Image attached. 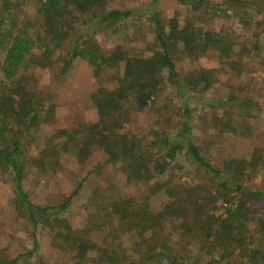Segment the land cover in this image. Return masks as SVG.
Wrapping results in <instances>:
<instances>
[{
	"label": "trees",
	"instance_id": "obj_1",
	"mask_svg": "<svg viewBox=\"0 0 264 264\" xmlns=\"http://www.w3.org/2000/svg\"><path fill=\"white\" fill-rule=\"evenodd\" d=\"M177 1L192 11L202 9L203 13L213 14L232 11L241 20H251L261 12L251 7V0H225L220 4L205 0ZM18 2L0 0V136L11 131L13 125L22 126L20 134L9 145L0 147V167L10 171L16 200L34 230L32 247L13 257L0 255V264H22V261L34 258L37 264H46L38 254L36 228L39 224L50 228L53 244L57 248L70 249L76 252L78 258L87 259L85 255L92 247L89 239L72 229L69 221L62 216L72 196L55 205H38L30 200L21 185L25 155L21 136L38 121L40 111L45 109L36 101L41 92L29 84L32 73L36 68H50L56 64L57 58L54 59L53 54L64 45L65 54L58 60L61 64L54 79L66 74L71 62L78 57L88 62L95 75L106 68L120 69L121 72L112 78L113 88L100 83L91 94L98 115L94 123L81 124L78 129L56 130L59 139H62L60 141H63L55 145L56 151H74L77 156L86 157L91 148L97 146L107 155L108 161L125 164L127 175L145 183L153 180L149 184L151 192L144 193L145 197L137 201V206L133 200L113 201L107 208V214H121L129 227L140 229L141 233L162 220L169 221L174 229L185 225V232L201 221L199 227L207 230L204 236L215 240L213 249L220 251L219 248L234 243L243 251L246 247L249 249L251 262L264 263V242H255L264 236V189L256 188L251 182L252 175L264 170V148L257 147L249 159L231 158L217 165L208 160L194 141L191 122L198 110L186 94L198 87L208 88L211 70L202 68L186 79L179 74L174 63L175 52L197 57L212 49L222 63L229 65L230 72L236 77L242 74L243 64H239L240 61L233 55L244 50L245 43H238L226 33L196 28L189 18L181 21L177 15L164 24L157 8L158 0L133 8L111 5L112 0H37L35 12L38 21L34 22L29 17L19 21ZM134 14L145 15L153 28L155 48L150 55L132 56L122 44L105 51L92 40L91 28H118ZM236 46L238 50H235ZM165 79L180 98L179 121L174 135L158 136L152 141L156 150L151 151L150 142L147 145L142 142L143 136L124 130L121 117L129 102H133L139 110L154 104ZM245 87L242 86L241 92H224L215 102L206 103L211 108L215 126H222V131L236 134L238 130L227 117L231 110L237 111L242 118L249 115L250 109L257 108V103L244 90ZM213 107L223 108L225 112L220 117L217 108L213 110ZM179 155L201 170L204 174L202 182L186 183L180 177L173 180L153 177L164 174V169ZM175 164L176 169L182 170L181 160ZM161 191L166 195V201L159 210H151L152 197ZM199 192H213V195L208 199ZM216 201L225 205V216L211 213L201 220L203 210L211 204L215 208ZM254 204L260 205L259 214H256L258 206L253 207ZM188 212H192V222L178 223L177 219L186 217L183 214ZM249 224L260 233L245 235ZM159 248H153L152 255L148 256L157 254L165 264H202L197 260L198 254H182L164 244ZM156 249L159 252L154 253ZM103 252L107 260L94 259L93 263L107 261L116 264L119 261L114 260L115 250L104 247ZM214 261L211 256L204 264Z\"/></svg>",
	"mask_w": 264,
	"mask_h": 264
},
{
	"label": "rangeland",
	"instance_id": "obj_2",
	"mask_svg": "<svg viewBox=\"0 0 264 264\" xmlns=\"http://www.w3.org/2000/svg\"><path fill=\"white\" fill-rule=\"evenodd\" d=\"M18 2L19 21L25 18L33 22L38 21L35 8L37 0H14ZM151 0H112L111 5L124 8H133L146 5ZM211 4H220L225 0H205ZM253 1V2H252ZM251 7L261 12L251 19H239L232 11L229 13H203L202 9L192 11L187 5L177 0H158L157 8L164 24L174 15L184 21L189 18L196 28L213 32L226 33L238 43H245L244 50L234 54L243 64L241 75L234 77L229 65L222 63L217 52L210 49L197 57L186 56L183 52L174 53V63L182 77L188 79L194 72L204 68L211 70V83L208 88L201 87L187 91L188 98L197 107L191 122L194 141L201 152L215 165L226 159H249L253 151L259 147L264 148V0H251ZM255 3L256 6L253 4ZM248 20V21H244ZM93 32V33H92ZM91 38L95 40L102 50L115 48L122 44L132 56H146L154 51L153 28L145 15L134 14L124 25L118 28L109 26L91 28ZM235 50H238L237 46ZM2 50H0V57ZM65 54V45L57 49L53 56L57 58V65L50 68H36L32 73L30 86L41 92L36 101L44 105L40 111L38 121L21 136L24 143V170L21 185L27 192L30 200L38 205H55L64 198L72 196L70 205L62 213L72 229L88 238L92 247L87 251V259L76 257V252L70 249L57 248L53 244V233L48 226L38 225L36 238L38 254L46 264H95L94 259H106L103 248L115 250L116 264H165L159 255H152L153 248L160 249L164 244L170 250H177L186 255H197L198 262L202 264L213 256L215 261L211 264H256L249 260L248 248L243 251L234 243L213 249L215 240L205 237L206 229L200 228L201 221L193 224L191 230L185 232V225L174 229L169 221L162 220L152 229L141 233L140 229L133 230L119 213L107 214V208L113 201H137L145 197L144 193L151 192L149 183L127 175L125 164L121 161H108L107 155L97 146H93L86 157H79L74 151H56L55 145L60 144L58 129H78L81 124L90 125L98 119L96 108L91 94L99 85L113 88L112 78L121 70L103 69L96 75L92 67L81 57L71 62L70 70L61 77L54 79L58 67ZM1 61V60H0ZM165 77V74H163ZM101 83V84H100ZM244 90L257 103L241 118L237 111H232L227 117L238 129L236 134L222 131V126L216 127L209 104L220 97L224 92H241ZM215 104V103H214ZM206 105L205 107H202ZM180 98L176 89L166 79L160 88L158 100L143 109H137L133 102H129L122 114L121 121L124 130L143 136L142 142L149 150H156L155 141L158 136L174 135L179 121ZM217 108L219 116L225 110ZM22 126H12L11 131L0 136V147L9 145L20 134ZM61 135V134H60ZM57 147V146H56ZM181 160L182 170L175 168ZM164 169L162 180L180 177L184 182H202L204 174L196 168L183 155L170 162ZM175 176V178H173ZM256 188L264 189V170H259L251 177ZM250 181V180H249ZM174 183V182H172ZM153 186V185H151ZM15 187L10 171L0 167V255L13 257L26 251L33 244V225L27 220L20 203L15 197ZM161 191L152 199L151 210H159L166 201V195ZM200 195L211 199L213 192H199ZM111 206V205H110ZM258 206L260 213V205ZM214 213L215 216H225V205L216 201L205 208L203 218ZM186 217H179V222H192V212L184 213ZM182 215V216H183ZM197 227V228H196ZM131 228V229H130ZM260 233L249 224L244 234ZM85 234V235H84ZM256 244L264 242L256 240ZM154 250L156 253L158 250ZM159 252V251H158ZM29 259L22 264H37V260ZM258 263V262H257ZM101 264H112L104 263ZM258 264H264L259 262Z\"/></svg>",
	"mask_w": 264,
	"mask_h": 264
}]
</instances>
